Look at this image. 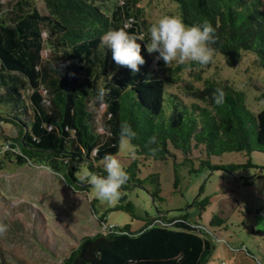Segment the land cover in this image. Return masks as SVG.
I'll use <instances>...</instances> for the list:
<instances>
[{"label": "trees", "instance_id": "obj_1", "mask_svg": "<svg viewBox=\"0 0 264 264\" xmlns=\"http://www.w3.org/2000/svg\"><path fill=\"white\" fill-rule=\"evenodd\" d=\"M139 1L42 0L41 13L36 0H0V105L6 108L0 112V124L15 131L14 136H5L1 171L5 163L17 167L34 163L62 176L74 190L89 192L76 179L80 165L89 173L106 175L98 163L118 154L121 123H129L136 132L129 141L130 161L124 165L129 179L113 210L128 213L143 226L131 231L130 225H109L101 233L80 239L60 264H206L212 258L213 244L196 218L200 219L209 202L194 201L195 212L174 217L159 208L152 218L137 214L127 197L136 189L149 186L154 204L164 203L158 175L140 179V167L146 161L172 159L175 191L179 166L190 165V173L260 169L252 163L251 154H264V109L250 112L242 90L214 79L201 82L199 76L200 86L186 85L191 103L168 94L166 73L175 75L200 65L187 62L171 68L161 60L152 67L154 59L145 47L151 24L144 19ZM169 2L175 4L185 24H212L214 40L209 46L227 67L238 66L248 56L264 75V0ZM117 28L143 37L138 42L146 62L138 73L117 66L101 42L106 31ZM217 88L226 94L222 105L212 99ZM227 153L243 154L246 162L212 163L213 157ZM242 184L247 187L248 180ZM98 219L107 225L104 214ZM211 222L219 226L223 220L213 217ZM7 256L0 251V264H24Z\"/></svg>", "mask_w": 264, "mask_h": 264}, {"label": "rangeland", "instance_id": "obj_2", "mask_svg": "<svg viewBox=\"0 0 264 264\" xmlns=\"http://www.w3.org/2000/svg\"><path fill=\"white\" fill-rule=\"evenodd\" d=\"M36 3L43 13L42 0H36ZM138 7L149 24L164 15L177 16L176 6L169 0H140ZM42 56L46 57L45 51ZM151 56L154 59L152 67L155 68L156 55ZM179 64L173 62L167 67ZM165 75L169 78L166 82L167 93L176 94L186 104L193 101L186 94L187 84L198 87L202 80L214 79L242 90L250 112L257 114L264 109V75L251 64L248 56L233 68L227 67L223 57L213 52V59L205 66ZM196 76L201 78V82L196 81ZM5 109L0 105V112L4 113ZM103 110L98 113L99 116ZM14 135L15 131L10 125L0 124V160L5 151V136ZM130 145L129 141H122L118 154L114 156L123 166L130 161ZM251 155L254 166L264 168V154ZM176 157L177 163L182 162L180 154L177 153ZM193 157L199 158L198 151L193 152ZM245 162L246 156L236 153L212 158L214 165ZM173 163L172 159L143 162L140 179L151 174L158 175L160 196L164 203L151 202L149 186L136 189L127 194L136 213H147L152 218L159 208L164 215L174 217L187 211L195 212L194 201L207 200L209 204L200 213V219L196 218L200 226L208 231L213 244L212 258L206 264H264V216L259 213L264 209V170L257 173L256 170L245 169L235 176L230 172L208 169L190 173V165L179 166V186L175 191ZM103 165L104 161L98 163L101 169H104ZM193 166L197 168V162ZM85 172H88L87 167L81 164L76 173L79 182ZM245 179L249 183L247 187L242 184ZM250 182L254 185H250ZM82 186H87L89 192L74 190L62 176L48 167L34 163L17 167L5 163L4 170H0V223L6 224L7 230L0 232V251L8 254L7 258L13 257L15 262L24 264H60V260L80 239L101 233L109 225H130L131 231L143 226L141 221L133 220L128 213L113 210L118 197L107 201L95 194L90 183H82ZM255 205H258V210ZM93 208H96L97 214H94ZM102 214L107 225L101 224L98 219ZM213 217L222 219L223 223L213 225ZM11 263L14 262L11 260Z\"/></svg>", "mask_w": 264, "mask_h": 264}, {"label": "clouds", "instance_id": "obj_3", "mask_svg": "<svg viewBox=\"0 0 264 264\" xmlns=\"http://www.w3.org/2000/svg\"><path fill=\"white\" fill-rule=\"evenodd\" d=\"M150 42L145 45L149 54L156 53V61L165 65L173 62H190L200 66L207 65L213 59V49L209 46L214 40L215 29L208 21L187 25L179 16L164 15L156 19L148 29ZM142 36L130 34L124 28L110 29L102 37V44L111 51L112 59L117 66H127L133 74L140 71L145 64L141 54ZM105 89H100L101 97ZM225 92L217 88L213 92V102L222 105L225 102ZM122 141H131L136 132L127 122L120 126ZM106 175L85 172L80 176L82 183H90L95 194L104 200L111 201L120 194L121 187L128 181L129 175L121 161L112 155L104 158ZM7 225L0 223V232L6 231Z\"/></svg>", "mask_w": 264, "mask_h": 264}, {"label": "crops", "instance_id": "obj_4", "mask_svg": "<svg viewBox=\"0 0 264 264\" xmlns=\"http://www.w3.org/2000/svg\"><path fill=\"white\" fill-rule=\"evenodd\" d=\"M252 160V159H251ZM262 170L261 168L260 169H257L256 171H258L257 173H259V171ZM236 176V174H234ZM250 185H254L253 182H250ZM256 209L258 210V205H255ZM262 216H264V209L263 210H260V212Z\"/></svg>", "mask_w": 264, "mask_h": 264}, {"label": "water", "instance_id": "obj_5", "mask_svg": "<svg viewBox=\"0 0 264 264\" xmlns=\"http://www.w3.org/2000/svg\"><path fill=\"white\" fill-rule=\"evenodd\" d=\"M151 199V198H150ZM151 202L154 204V201H153V199H151Z\"/></svg>", "mask_w": 264, "mask_h": 264}]
</instances>
